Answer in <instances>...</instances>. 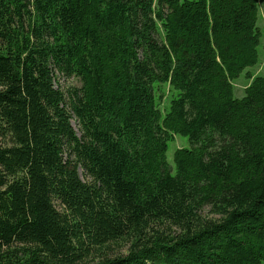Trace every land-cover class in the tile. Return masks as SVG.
<instances>
[{
    "label": "trees",
    "instance_id": "trees-1",
    "mask_svg": "<svg viewBox=\"0 0 264 264\" xmlns=\"http://www.w3.org/2000/svg\"><path fill=\"white\" fill-rule=\"evenodd\" d=\"M261 2L0 0V264L264 261Z\"/></svg>",
    "mask_w": 264,
    "mask_h": 264
},
{
    "label": "rangeland",
    "instance_id": "rangeland-1",
    "mask_svg": "<svg viewBox=\"0 0 264 264\" xmlns=\"http://www.w3.org/2000/svg\"><path fill=\"white\" fill-rule=\"evenodd\" d=\"M257 25L264 30V2L259 3V12H258V21ZM245 71H248L252 76L261 75L264 71V34L261 39V43L259 46V61L256 65L248 67ZM241 73V75L233 80V89H234V95L237 97H241L244 92V88L249 84L250 80L249 78L245 77L244 72ZM55 86H58L62 89L63 92H66L71 87L79 86V81L75 78H65L63 76H60L59 74L56 75L55 80ZM71 125L75 129L78 135H80V129L79 125L76 121V119H71ZM187 138L182 137L179 135H174L172 140L168 142V149H167V159L169 162L172 160V154L173 151L176 148L186 147L188 144ZM79 174L82 179H85L84 174L82 173V170L79 171ZM205 214L209 217H213L209 212L208 209L205 210ZM107 254L116 255L120 253L126 252L124 246H119L116 244H112L109 246L108 249L105 250ZM258 264H264V261Z\"/></svg>",
    "mask_w": 264,
    "mask_h": 264
}]
</instances>
